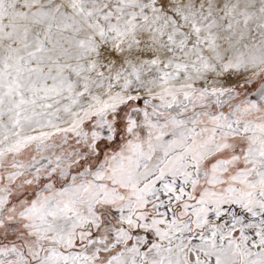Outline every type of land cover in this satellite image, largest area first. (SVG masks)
I'll return each instance as SVG.
<instances>
[{"label":"snow or ice","instance_id":"obj_1","mask_svg":"<svg viewBox=\"0 0 264 264\" xmlns=\"http://www.w3.org/2000/svg\"><path fill=\"white\" fill-rule=\"evenodd\" d=\"M0 264H264V0H0Z\"/></svg>","mask_w":264,"mask_h":264}]
</instances>
